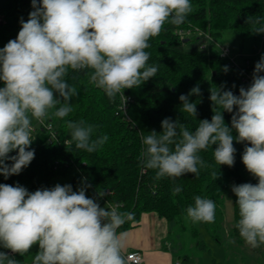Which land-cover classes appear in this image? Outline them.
<instances>
[{"label": "clouds", "instance_id": "clouds-1", "mask_svg": "<svg viewBox=\"0 0 264 264\" xmlns=\"http://www.w3.org/2000/svg\"><path fill=\"white\" fill-rule=\"evenodd\" d=\"M33 11L20 20L16 39L0 49V174L19 175L34 159L31 148L35 119L41 123L53 115L66 117L71 98L77 95L68 83L69 69H91L90 82L103 89L110 100L123 90L140 87L155 77L158 67L149 65V39L158 36L165 23L179 26L192 12L190 0H31ZM246 23L254 34H264V16H250ZM224 72L228 67L224 66ZM264 54L255 63L252 82L239 95L225 86L210 88L211 120H199L191 130L180 120L166 117L162 131L143 136L141 162L156 170V179L199 175L209 167L199 155L215 145L216 164L233 167V141L245 143L241 156L246 170L258 183L233 184L240 237L253 248L264 245ZM235 87V85H233ZM201 95L199 86L181 94L180 111L197 117V103L189 96ZM64 103L60 107L61 99ZM231 115V126L223 113ZM77 149L95 152L107 135L92 139L94 127L68 122ZM235 131L236 135H233ZM250 145V146H248ZM16 155H9L12 152ZM11 161V163H8ZM212 176L217 179L216 172ZM91 185L82 180L42 187L34 192L19 183L0 184V247L24 256L33 245L39 251L31 264H127L123 255L127 232L118 229L133 221L135 213L120 211V204L101 206L88 197ZM182 189L174 187L173 192ZM98 196H103L98 193ZM216 203L201 196L186 209L193 223H213ZM0 264H20L0 251Z\"/></svg>", "mask_w": 264, "mask_h": 264}, {"label": "trees", "instance_id": "trees-1", "mask_svg": "<svg viewBox=\"0 0 264 264\" xmlns=\"http://www.w3.org/2000/svg\"><path fill=\"white\" fill-rule=\"evenodd\" d=\"M190 3L192 12L187 15L183 24L175 26L166 22L161 33L149 39L150 46L145 49L150 55L148 64L157 66L158 71L155 77L140 87L123 90V95L130 98L127 107L129 118L118 112L122 95L117 94L115 99L110 100L103 89L90 82L91 69H69L68 83L78 93L71 98L72 111L66 117L59 118L52 114L56 110L54 108L49 110L50 115L44 119L46 123L52 124L57 138L49 139L48 129L33 119L32 124L36 126L32 132L34 144L31 145L35 150L34 159L19 175L5 179L0 174V184L19 183L29 192H34L42 187L51 188L56 177L69 176L73 190H77L84 180L91 185L86 191L88 197L96 198L97 201L104 199L108 205L120 204V211L135 213L134 222L126 221L117 230L118 233L138 226L142 215L147 212H156L160 217L166 218L169 224L185 229L186 221L194 224L186 218V209L189 205H194V197L199 195L216 203L215 221L201 223L211 228L210 232L219 239V229L225 219V193L230 190L234 211L230 237L236 243H242L244 240L235 227L240 217L237 197L231 186L258 183L241 160L246 142L237 143L234 139L236 153L233 167L215 163V145L202 150L199 155L209 167L201 168L199 175L188 173L174 179L164 177L157 180L156 170L146 168L140 159L145 148L143 136L151 130L161 132V121L164 118L178 119L191 130L198 126L199 120H211L214 113L209 100V89L224 85L225 90H232L235 95H239V88H247L252 82L255 66L253 59L258 56V50L263 49L264 52V34H254L251 32L252 26L246 23L250 16H264V0H190ZM31 11V0H0V49L9 40L16 39L21 29V18L27 21ZM196 28L213 38L206 40L205 47H202L204 36L199 35ZM180 29H191V33L182 35ZM227 30L236 31L247 39L253 56L242 55L237 58L229 44L220 43V37ZM191 37L201 41L199 48L178 49L182 42H186L184 39L189 40ZM214 46L219 47L220 51L212 49ZM222 46H228V55H223ZM224 66L228 67L227 73L223 70ZM247 75L250 78L246 81L244 77ZM3 86L0 81V87ZM196 86H199L201 95H190L189 100L197 103V117L182 113L179 100L181 94L188 95ZM60 99L61 104L57 108L64 103ZM231 115L223 113L225 123L229 126ZM69 121H83L92 125V139L107 135V142L92 153L77 149L75 143L70 142ZM233 135H236L235 131ZM9 155H16V152ZM213 171L216 172L217 179L212 176ZM174 187H180L182 191L174 194ZM98 193L103 196H98ZM192 233L195 237L199 236L195 227ZM201 241L199 243L204 247L205 244ZM0 251L10 250L0 247ZM10 256H14L20 264H30L19 254L13 253ZM180 261L182 264H192L187 255Z\"/></svg>", "mask_w": 264, "mask_h": 264}, {"label": "rangeland", "instance_id": "rangeland-1", "mask_svg": "<svg viewBox=\"0 0 264 264\" xmlns=\"http://www.w3.org/2000/svg\"><path fill=\"white\" fill-rule=\"evenodd\" d=\"M220 43L229 44L232 48V53L235 57L240 58L243 56H253L251 53V45L247 39H244L238 32L227 30L220 37ZM201 41L196 37H191L188 41L182 42L178 49L180 50H193L199 48ZM210 48V46H209ZM212 49L220 51L219 47L214 46ZM259 49V48H258ZM264 54L263 49L258 50V56L253 59L255 64L259 61L261 55ZM34 138V136L32 135ZM35 140V138H34ZM33 143L31 145L34 144ZM56 184L64 185L71 184L69 176H60L53 179L51 187ZM75 191V190H74ZM102 207H107V202L104 199L97 201ZM233 200L230 190H226L224 202V215L225 219L223 226L220 230V238L213 235L209 227L201 222L191 225L186 221L184 223L185 229H181L174 224H170V233L168 240L172 244V249L176 255L174 258L180 260L185 255L189 256L192 264H264V245L253 248L245 241L236 243L229 236L232 230L233 221ZM193 227L199 231V236L195 237L192 233ZM202 240V241H201ZM238 246V252L232 248V243ZM204 242L205 246H201L199 242ZM39 251L38 245H33L30 252L23 256L26 263H30L34 255Z\"/></svg>", "mask_w": 264, "mask_h": 264}, {"label": "crops", "instance_id": "crops-1", "mask_svg": "<svg viewBox=\"0 0 264 264\" xmlns=\"http://www.w3.org/2000/svg\"><path fill=\"white\" fill-rule=\"evenodd\" d=\"M169 228L166 218L160 217L156 212L144 213L138 226L123 231L128 233L123 255L130 251H139L144 258L142 264H175L180 259L174 258L176 254L168 240ZM232 240V248L237 251L238 244Z\"/></svg>", "mask_w": 264, "mask_h": 264}, {"label": "built area", "instance_id": "built-area-1", "mask_svg": "<svg viewBox=\"0 0 264 264\" xmlns=\"http://www.w3.org/2000/svg\"><path fill=\"white\" fill-rule=\"evenodd\" d=\"M199 35L204 36L203 42H202V47H205L206 45V40L207 39H211L213 40L212 36H210V34L205 33L203 31H201L200 29L196 28L195 30ZM182 35L185 34H190L191 33V29H180L179 31ZM222 53L223 55H228L229 54V48L228 46H222ZM250 78V76H246L244 77V79L247 81V79ZM130 100L129 97H122V103L119 106V110L118 112L122 113L126 118H129L128 116V111H127V107H128V101ZM37 124H42L45 128L48 129V131L50 132V137L49 139H56L57 138V133L56 131L53 129L52 124L50 123H46L45 120L43 123L37 121ZM35 125L33 124V131L35 130ZM8 253L10 255H13V253H11L10 251H8ZM126 260H127V264H142L144 258L141 252L139 251H130L124 254ZM175 264H182L181 261H176Z\"/></svg>", "mask_w": 264, "mask_h": 264}, {"label": "water", "instance_id": "water-1", "mask_svg": "<svg viewBox=\"0 0 264 264\" xmlns=\"http://www.w3.org/2000/svg\"><path fill=\"white\" fill-rule=\"evenodd\" d=\"M188 39H184V41H187Z\"/></svg>", "mask_w": 264, "mask_h": 264}]
</instances>
